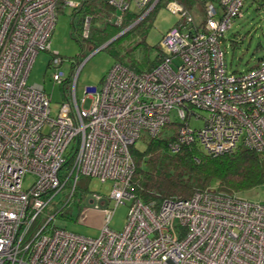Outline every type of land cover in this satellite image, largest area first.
I'll return each instance as SVG.
<instances>
[{"label": "built area", "instance_id": "obj_1", "mask_svg": "<svg viewBox=\"0 0 264 264\" xmlns=\"http://www.w3.org/2000/svg\"><path fill=\"white\" fill-rule=\"evenodd\" d=\"M129 1L140 9L149 3L143 17L158 0L110 4L125 10ZM245 1L206 0L196 31L175 26L161 37L155 67L135 72L115 62L80 99L77 73L66 76L57 69L62 57L51 54L50 80L65 93L52 117L44 86L26 79L35 55L50 48L59 6L69 2L0 0V264H264V203L209 189L153 208L128 191V148L158 134L172 111L183 123L174 151L195 142L211 156L239 146L264 153V58L245 72H228L222 48ZM168 6L182 24L192 20L178 2ZM197 110L207 117L192 128ZM27 174L34 180L23 188ZM82 177L112 181L109 197L90 194L96 202L89 207L104 213L97 237L68 232L51 224L55 214H43L63 188L72 199ZM126 201L125 225L114 231L108 222Z\"/></svg>", "mask_w": 264, "mask_h": 264}, {"label": "rangeland", "instance_id": "obj_2", "mask_svg": "<svg viewBox=\"0 0 264 264\" xmlns=\"http://www.w3.org/2000/svg\"><path fill=\"white\" fill-rule=\"evenodd\" d=\"M84 1L86 0H68L69 5H64L59 8L55 18V27L49 39L50 48L49 50L39 51L37 55H35L32 66L29 68L30 71L26 79L27 84H39L44 86L45 92L50 96L49 104L52 117L57 115L61 105L60 103L65 101V95L62 92L61 85L50 80L52 73L56 70L55 67H50L51 54L56 53V55L62 57V66H58L57 69L64 71L66 76H69L71 73V64L74 65L72 67L75 70V74L77 73V97L80 99L84 94L83 90L86 86L100 84L101 77L105 75L115 62L113 51H122L123 48L129 49L134 47L135 50L133 52L136 57H141L144 47L147 46V54L150 59H152L155 55V52L152 51L153 48L159 46L161 37L180 20V14L173 13L169 8V2H167L169 0H161L157 8L153 12L148 13L143 23L136 27L137 30H139L138 28H143L142 30H144L145 33L142 37L137 34V31H134V34L137 35L133 36V34H131L128 35L129 37H123L127 33H125V30H122L116 34L121 36V34L125 33L122 35V40H110L107 44V46L109 45L108 47L104 46L101 48L103 44L100 45L98 41L89 40L85 42L79 35L78 29L81 27L80 17L82 16L80 13H75L71 5L84 3ZM129 3V9L137 12L143 11L149 4L148 3L140 9L135 6L133 1H129ZM256 6L257 2L247 0L242 9L241 16L239 15L232 19L230 23L231 26L223 35L224 41L222 48L225 51L224 60L228 72H245L256 64L257 58H264V8L255 10ZM200 7L196 6L192 10L194 13L193 18L196 23L202 18L201 15H197V13L201 12ZM141 16L140 18H142ZM105 20L113 21L111 17ZM127 29L129 28L127 27ZM232 39H234V42L231 41ZM141 42L143 43L140 44ZM138 43L139 46L137 47ZM84 107H89V103L85 102ZM195 112L200 115V118L196 119V117L191 116L188 123L192 128H200L203 125L202 118L207 117V112L201 110ZM170 118L173 123L181 121L175 111L171 112ZM142 137L144 138L138 139L135 143V148L140 151L146 147L148 139L145 135ZM199 148L205 153L201 147ZM24 178L23 188H27L33 182L34 178L29 174ZM111 186L112 181L110 180L102 183L95 177H82L77 180V190L72 199L69 198V189L63 188V190L50 201L43 214L46 217H50L60 210L63 214H55L51 224L62 227L68 230V232L71 231L88 237H97L101 231L104 213L93 207L87 206L84 199L90 196L91 193H97L102 195L103 198H107L111 194ZM238 197L251 202L264 203V185L252 188L250 191L238 193ZM112 204L113 201L109 203L108 207H113ZM64 205H66V207L62 210ZM127 210V201L115 208L112 219L108 222L110 229L114 231H121L123 229L125 225L124 222H126Z\"/></svg>", "mask_w": 264, "mask_h": 264}, {"label": "trees", "instance_id": "obj_3", "mask_svg": "<svg viewBox=\"0 0 264 264\" xmlns=\"http://www.w3.org/2000/svg\"><path fill=\"white\" fill-rule=\"evenodd\" d=\"M159 1L161 0H158L148 13L153 12L157 8L160 4ZM170 1L181 4L183 9L192 16L191 21L182 24L183 17L180 15V20L173 27L183 26L192 33L196 31L198 24L205 20V13L203 12L206 0H169L167 2ZM252 1L257 2L255 10L264 8V0ZM196 6H202L200 7L201 10L199 9L201 14L196 12L197 15L202 16L198 23L194 21V13L192 11ZM61 7L59 6V8ZM72 8L75 13H80L82 16L80 17L81 27L78 30L81 39L85 42L95 40L102 45L122 30L127 33L123 37H129L128 35L131 34L133 36L139 34L142 37L145 33L142 30L143 28H138L139 30L136 28L148 16V13H146L145 16L140 18L144 10L137 12L131 9L116 8L110 4V0H86L84 3L75 4ZM87 17L90 18V22L87 29L88 33L84 35ZM110 17L113 21L105 20ZM118 17H121L120 22H117ZM134 31H137V34H134ZM123 34L112 41L122 40ZM231 41L234 42V39ZM108 46L106 45V47ZM138 46L139 43L137 44ZM146 48L147 46L144 47L141 57H136L133 52L135 50L134 47L123 48L122 51H113L112 53L115 57V62H120L135 72H143L155 67L163 56L162 51H160V44L153 48L152 51L155 52V55L152 59L147 54ZM261 58H257L256 64ZM72 66L74 65L71 64L70 66V75L74 72ZM181 122L173 123V121H170L165 123L158 134L148 137L146 147L142 151L135 148L136 142L128 148L132 155L134 167L128 191L135 198L140 199L144 204L157 208L164 200L186 199L191 197L195 191L209 190L211 188L216 192L225 193V195L238 196V193L250 191L252 188L264 185V153L254 149L239 146L231 153L211 156L203 153L198 147L199 145L192 142L178 146L175 151L172 150L170 144L176 139L178 129L183 124ZM68 163L65 164V168H67ZM65 207L66 205L62 207V210ZM54 214L62 215L63 213L59 210ZM41 222L42 218L40 217L32 225V232L40 226Z\"/></svg>", "mask_w": 264, "mask_h": 264}, {"label": "water", "instance_id": "obj_4", "mask_svg": "<svg viewBox=\"0 0 264 264\" xmlns=\"http://www.w3.org/2000/svg\"><path fill=\"white\" fill-rule=\"evenodd\" d=\"M89 21H90V18L87 17L86 18L85 27H84L85 28L84 29L85 30L84 31V35H87V33H88L87 29L89 28ZM118 36H120V35H116V36L112 37L111 39H109V41L107 40V42H105V44H103L101 46V48L106 46L110 42V40H113V39L117 38ZM84 200H85V203H86L87 206H91V205H93L96 202V200H94L93 197H91V196L86 197ZM103 206H106V202L104 203Z\"/></svg>", "mask_w": 264, "mask_h": 264}]
</instances>
